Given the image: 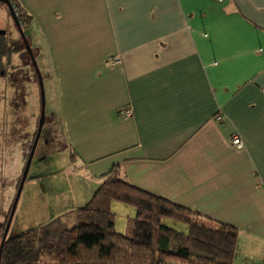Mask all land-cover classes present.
<instances>
[{"label": "crops", "instance_id": "crops-1", "mask_svg": "<svg viewBox=\"0 0 264 264\" xmlns=\"http://www.w3.org/2000/svg\"><path fill=\"white\" fill-rule=\"evenodd\" d=\"M16 2L74 171L100 182L118 166L233 226V264H264V0Z\"/></svg>", "mask_w": 264, "mask_h": 264}, {"label": "trees", "instance_id": "trees-1", "mask_svg": "<svg viewBox=\"0 0 264 264\" xmlns=\"http://www.w3.org/2000/svg\"><path fill=\"white\" fill-rule=\"evenodd\" d=\"M17 10L27 30L30 16ZM112 202L135 210L126 234L115 230ZM236 242L233 226L133 187L113 166L83 206L5 239L0 264H233Z\"/></svg>", "mask_w": 264, "mask_h": 264}, {"label": "rangeland", "instance_id": "rangeland-1", "mask_svg": "<svg viewBox=\"0 0 264 264\" xmlns=\"http://www.w3.org/2000/svg\"><path fill=\"white\" fill-rule=\"evenodd\" d=\"M4 18L6 15L0 6V29L5 25ZM24 35H27L26 31ZM31 52L35 54V50ZM28 60L26 53L22 56L18 52L0 63V71L12 75L19 82L17 86H11L8 76L0 77V243L8 219L6 239L40 227L83 206L78 198L85 188L90 191L93 189L94 192L100 183L97 179H86L69 164L58 131L49 122V97L42 78L41 63L34 57L43 83L44 123L15 203L18 183L35 138L41 109L37 76ZM13 94L16 95L17 103L12 106L9 98ZM114 204L116 207L111 210L115 215V230L126 234L128 222L134 218L135 210L119 202ZM165 224L172 227L175 224L174 229L186 233V227L182 224L170 220H165Z\"/></svg>", "mask_w": 264, "mask_h": 264}, {"label": "flooded vegetation", "instance_id": "flooded-vegetation-1", "mask_svg": "<svg viewBox=\"0 0 264 264\" xmlns=\"http://www.w3.org/2000/svg\"><path fill=\"white\" fill-rule=\"evenodd\" d=\"M9 2L12 6V10H13V13L15 15V19L17 20V23L19 24V27L24 34V32L26 30H24L21 27V24L18 20V15L16 14V12L13 8L12 1L9 0ZM0 6L3 8L5 15H6V18H4L5 25L2 29H0V63H2L3 59L9 58L10 56L17 54L19 52V53H22V56H23V54L26 53V57H28V59H29L28 61L31 64L32 63L31 58H30V56H29V54L25 48V42L21 37L20 31L16 25L14 17L12 16V14L9 11L6 4H4L0 1ZM27 39H28L27 36H25V40L29 44V40H27ZM21 44H22V46H21ZM23 68H24V66L22 67V69ZM5 76L9 77L8 83L11 84V86H14V85L17 86L18 85L19 82L16 79H13L14 77L12 75H7L4 71H0V77L5 78ZM16 89L19 90V88H17V87H16ZM9 100H10V103H9L10 105L12 104V106H13V104H16L17 103L16 95L13 94L11 96V98H9ZM40 111H41V109H40Z\"/></svg>", "mask_w": 264, "mask_h": 264}, {"label": "water", "instance_id": "water-1", "mask_svg": "<svg viewBox=\"0 0 264 264\" xmlns=\"http://www.w3.org/2000/svg\"><path fill=\"white\" fill-rule=\"evenodd\" d=\"M0 1L2 3H4V4L7 5L9 11L11 12L12 16L15 19V15L13 13L12 6H11L9 0H0ZM15 22H16V25H17L19 31H20L21 37H22V39L25 42V48H26V50H27V52H28V54H29V56L31 58L32 66H33V68H34V70L36 72L37 79H38V86L40 88V96H41L40 97L41 98V111H40V118H39V122H38V127H37V131H36V134H35V138H34V141L32 143V146H31V149H30V153H29V156L27 158V161H26V164H25V167H24V170H23V173H22V176H21L19 185H18L17 194H16V200H15V203H16L17 198L19 196V193L21 192L23 183L25 181L27 172L29 170V166H30V163H31V159L33 157V153H34V150H35L37 141L39 139V135H40V132H41V128H42L43 123H44V96H43V83H42V78H41V75L39 74V70L36 67V64H35V61H34V57H33L32 53H31L29 44L25 40V36H24L23 32L21 31V29L19 27V24L17 23V20L16 19H15ZM11 210H13V208ZM8 227H9V219H8L7 224H6V229L4 230V233H3L2 241L0 243V255H1V250H2L3 243H4L5 239H6V234H7Z\"/></svg>", "mask_w": 264, "mask_h": 264}, {"label": "built area", "instance_id": "built-area-1", "mask_svg": "<svg viewBox=\"0 0 264 264\" xmlns=\"http://www.w3.org/2000/svg\"><path fill=\"white\" fill-rule=\"evenodd\" d=\"M12 1V4H13V8L16 12V14L18 15V10H17V0H10ZM261 93L264 95V85L261 87ZM123 115L125 117H130L131 116V111L130 110H127L123 113ZM214 119L215 121H220L221 120V116L220 114H215L214 116ZM231 144L236 147V148H242V142L240 140V138L237 136V135H234L231 139Z\"/></svg>", "mask_w": 264, "mask_h": 264}]
</instances>
